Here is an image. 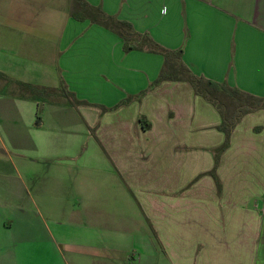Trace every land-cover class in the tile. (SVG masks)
<instances>
[{
  "label": "crops",
  "instance_id": "0c3cea01",
  "mask_svg": "<svg viewBox=\"0 0 264 264\" xmlns=\"http://www.w3.org/2000/svg\"><path fill=\"white\" fill-rule=\"evenodd\" d=\"M83 1L264 99V0ZM78 10L0 0V264H264V109L232 130L218 192L217 110Z\"/></svg>",
  "mask_w": 264,
  "mask_h": 264
},
{
  "label": "trees",
  "instance_id": "16d2710c",
  "mask_svg": "<svg viewBox=\"0 0 264 264\" xmlns=\"http://www.w3.org/2000/svg\"><path fill=\"white\" fill-rule=\"evenodd\" d=\"M76 1L79 5V10L76 15L74 14V18L80 21L89 20L91 23L98 24L118 34L123 40L125 52L142 50L150 53H159L164 57V67L154 84L164 81L188 83L196 96H200L217 110L221 118V123L217 130L224 134V141L221 146L214 150V166L208 175L213 178L219 192L220 182L216 176V168L221 154L229 146L231 132L242 116L257 110H263L264 99L192 74L181 61V51L164 50L152 42L147 35L136 33L128 23L107 16L99 8H93L83 0ZM19 86L32 98H43L45 90L28 84H19ZM228 106L233 107L234 111L227 110Z\"/></svg>",
  "mask_w": 264,
  "mask_h": 264
},
{
  "label": "rangeland",
  "instance_id": "374dc122",
  "mask_svg": "<svg viewBox=\"0 0 264 264\" xmlns=\"http://www.w3.org/2000/svg\"><path fill=\"white\" fill-rule=\"evenodd\" d=\"M60 93H61V95H62V91H60ZM63 96V95H62ZM48 97H49V95H47V94H43V98L42 99H44V98H47L48 99ZM59 97V96H58ZM52 98V97H51ZM227 110H229V111H234V108L233 107H231V106H228L227 107Z\"/></svg>",
  "mask_w": 264,
  "mask_h": 264
}]
</instances>
